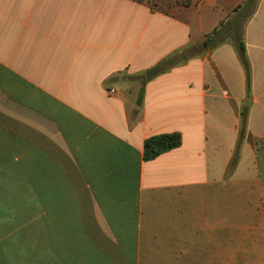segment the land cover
Here are the masks:
<instances>
[{
  "label": "crops",
  "instance_id": "0c3cea01",
  "mask_svg": "<svg viewBox=\"0 0 264 264\" xmlns=\"http://www.w3.org/2000/svg\"><path fill=\"white\" fill-rule=\"evenodd\" d=\"M245 1L0 0V264H264V0L221 28Z\"/></svg>",
  "mask_w": 264,
  "mask_h": 264
},
{
  "label": "trees",
  "instance_id": "16d2710c",
  "mask_svg": "<svg viewBox=\"0 0 264 264\" xmlns=\"http://www.w3.org/2000/svg\"><path fill=\"white\" fill-rule=\"evenodd\" d=\"M216 34H219V31H215ZM238 49L241 54V58L243 63L246 66L247 71L249 72V63L245 56L244 46L243 43H239ZM189 52L181 53L176 59L174 60H183L187 56H189ZM174 60L169 61L172 64ZM165 69V64L162 63L152 69H150L147 73V77H153L158 73L162 72ZM182 142V135L180 132H170V133H162L156 134L153 136L148 137L144 143V158L146 160L153 159L160 155L161 153L178 147Z\"/></svg>",
  "mask_w": 264,
  "mask_h": 264
},
{
  "label": "rangeland",
  "instance_id": "374dc122",
  "mask_svg": "<svg viewBox=\"0 0 264 264\" xmlns=\"http://www.w3.org/2000/svg\"><path fill=\"white\" fill-rule=\"evenodd\" d=\"M153 4L157 5L159 8L172 12L177 13L178 8L176 7L175 2L178 5H190L193 4L195 0H149ZM256 0H246L244 4H240L239 7L235 8V12H231L229 15V18L226 20L225 24L222 25V35L224 36H230L234 38L236 41H239L242 38V30L244 23L247 19V17L251 14V12L254 9V4ZM205 21L209 22L211 20V16L208 15V10L205 12Z\"/></svg>",
  "mask_w": 264,
  "mask_h": 264
}]
</instances>
